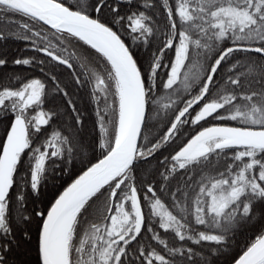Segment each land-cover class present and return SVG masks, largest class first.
I'll list each match as a JSON object with an SVG mask.
<instances>
[{
	"label": "snow or ice",
	"instance_id": "6c2138e0",
	"mask_svg": "<svg viewBox=\"0 0 264 264\" xmlns=\"http://www.w3.org/2000/svg\"><path fill=\"white\" fill-rule=\"evenodd\" d=\"M33 227L37 264H264V0H0V264Z\"/></svg>",
	"mask_w": 264,
	"mask_h": 264
},
{
	"label": "trees",
	"instance_id": "16d2710c",
	"mask_svg": "<svg viewBox=\"0 0 264 264\" xmlns=\"http://www.w3.org/2000/svg\"><path fill=\"white\" fill-rule=\"evenodd\" d=\"M25 42L24 41H17V40H9L6 42V50L10 53L12 57L16 55H22L23 57L27 58L33 53L31 51H24ZM78 52L83 53L84 49L77 48ZM91 52L92 50H88ZM137 54L142 56L144 54L143 49L136 50ZM41 55L42 54H38ZM6 72H15L16 74L23 75L26 77H32L34 75H43L39 74L38 70H33L28 68L27 66H15V65H8L7 68L4 70ZM70 70L65 69L63 66H60L57 68V74L62 73V79L65 80L68 83H71L70 78L68 76V72ZM70 91L74 93L73 99L77 101V106L79 107L80 111L83 113V135L87 140H91L95 135L96 132L94 130V121H95V115L93 112V106L90 103L88 91L86 89H78L76 87H71ZM57 103H61V101L58 99ZM152 124H155L156 127L152 130V134L156 135L157 133H160L164 130V124L163 123H157L155 120L150 121ZM189 128V135L192 134V129L190 126H186ZM77 168L79 169V165H77ZM65 181L68 180L67 177L64 178ZM50 192L51 189H49V192L45 195V200L47 201L50 199ZM43 207L44 205H40ZM254 237V232L252 230H244L241 233H239L236 236V241L239 245V247L235 248V251H239L240 247H242L244 244H246L250 239ZM35 245H36V233L35 228L33 227V238L32 241L25 245L24 248L20 251L19 254V261L20 264H37V256L35 252ZM218 264H225V260L221 258L218 261Z\"/></svg>",
	"mask_w": 264,
	"mask_h": 264
}]
</instances>
